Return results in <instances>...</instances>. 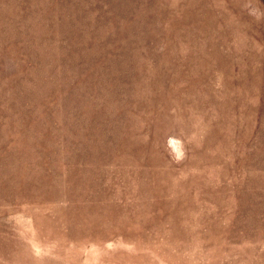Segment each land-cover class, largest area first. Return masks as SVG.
<instances>
[{
	"label": "rangeland",
	"instance_id": "374dc122",
	"mask_svg": "<svg viewBox=\"0 0 264 264\" xmlns=\"http://www.w3.org/2000/svg\"><path fill=\"white\" fill-rule=\"evenodd\" d=\"M0 264H264V0H0Z\"/></svg>",
	"mask_w": 264,
	"mask_h": 264
}]
</instances>
